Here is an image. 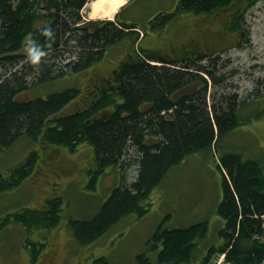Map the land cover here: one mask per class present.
I'll return each instance as SVG.
<instances>
[{
  "label": "trees",
  "instance_id": "obj_1",
  "mask_svg": "<svg viewBox=\"0 0 264 264\" xmlns=\"http://www.w3.org/2000/svg\"><path fill=\"white\" fill-rule=\"evenodd\" d=\"M88 1L0 0V149L11 147L23 135L71 152L86 143L94 152L92 179L122 166L124 158L133 157L132 162L138 165L139 174L131 187L114 188L97 215L72 224L81 244L101 238L130 213L144 215L147 208L141 202L150 191L185 157L217 148L222 137L244 122L242 109L263 95L258 90L263 82L257 80L259 86L251 94L237 96L233 83L237 74L221 72V55L193 45L203 38L181 40L183 46L175 50V59L165 55V45L159 47L162 54L143 47L136 30L139 27L121 17L125 7L140 0H130L115 20L85 22L82 12ZM255 1L178 0L171 16H154L149 27L151 31L164 28L177 13L191 12L203 14L196 20L222 17L224 35L241 38L244 14ZM190 32L196 29L190 27ZM244 36L243 43L250 42L248 30ZM118 53L122 56L115 61L110 76L93 86L92 96L79 110L62 113L80 96L78 87L46 97L18 99L27 89L75 76ZM257 111L256 117L262 118L264 105ZM38 158L33 153L7 178L1 176L0 192L20 186ZM218 167L224 174L218 206L224 220L219 232L221 243L219 248H210L200 264H207L227 248V260L232 264H258L264 258V244L255 238L264 235V167L260 161L244 159L236 152L219 157ZM61 203V198L50 200L34 216L39 219L27 217L30 209L24 213L27 216L19 215V220L16 214L14 217L28 227L56 225ZM5 222H0V227ZM207 232L206 222L185 228L159 226L152 241L158 249L157 263H190L197 240ZM38 252H33V260ZM100 260L107 264L105 258ZM138 260L139 264H152L145 255Z\"/></svg>",
  "mask_w": 264,
  "mask_h": 264
},
{
  "label": "rangeland",
  "instance_id": "obj_2",
  "mask_svg": "<svg viewBox=\"0 0 264 264\" xmlns=\"http://www.w3.org/2000/svg\"><path fill=\"white\" fill-rule=\"evenodd\" d=\"M177 2L134 1L121 17L125 20L130 14L131 21L145 29L147 34L141 42L143 47L162 54L159 47L165 45L164 52L169 51V56L174 57H168L170 59H175V50L183 46L181 40L190 39L191 36L203 38L204 41H193V45L221 55V72L237 74L233 76L237 96L247 97L259 86L257 80H262L263 87H258L263 94L261 98L242 109L244 122L222 137L216 149L213 146L212 150L196 152L175 166L164 181L141 202L147 208L144 215L130 213L124 216L107 229L101 238L87 244L77 240L72 224L91 220L97 215L114 188L132 186L139 174L137 162H132L133 157L124 158L122 166L107 169L92 179L94 152L86 143L71 152L64 147L46 144L41 139L32 140L23 135L11 147L0 149V178H7V174L24 163L31 154L36 153L39 157L33 171L20 186L0 192V222L6 221V225L0 227V264H104L100 260L102 258L106 259L107 264H139L141 255L148 257L152 264H158V249L154 248L152 241L161 225L172 229L203 222L208 224L207 235L197 240V249L191 262L186 264H200L210 248H219V232L224 226V220L218 214L224 183V174L218 167L219 157L224 153L236 152L244 159L260 161L264 167V116L256 117L257 110L264 105V1L247 10L243 17L241 30H248L250 38L246 44L243 43L244 34L241 38L237 34L224 35L222 17L196 20L203 14L191 12H179L165 23L164 28L151 31L149 22L154 16H171L177 9ZM100 3H96V6ZM91 12L89 7L83 10L85 22L101 20L92 19ZM190 27H194L196 32L191 33ZM121 56L122 53L108 56L104 62L80 74L64 77L42 88L27 89L18 99L46 97L52 92L78 87L80 96L62 111L63 114H70L83 108L92 96L93 86L101 85V81L110 76L115 61ZM54 198L62 199L56 225L28 227L24 222L16 221L15 214L19 220L22 218L19 215L27 216L24 213L29 209L32 212L27 217L38 216ZM33 243H37L36 247H31ZM40 243L43 247H39ZM38 249L33 260V252ZM219 256L214 260L215 264Z\"/></svg>",
  "mask_w": 264,
  "mask_h": 264
},
{
  "label": "bare ground",
  "instance_id": "obj_3",
  "mask_svg": "<svg viewBox=\"0 0 264 264\" xmlns=\"http://www.w3.org/2000/svg\"><path fill=\"white\" fill-rule=\"evenodd\" d=\"M98 2H101V3L96 6V3H98ZM105 2H106V4H105ZM126 2H127V0H89L88 3L85 5L84 9H86L87 7L91 8V11L92 12L90 13V17L92 19L99 18L101 20H103V19L115 20L117 14L122 10V8H124L126 6V4H128L129 1L127 3ZM130 20L131 19H125L124 21L130 22ZM139 28H136V30L140 33V39H143L144 40V38L146 37V35H145L144 32H146V31H144L145 29H142V28L139 29ZM155 63H157V62H154V64ZM157 64H159V63H157ZM164 113L165 112L163 111L162 114H164ZM214 149H216V148H214ZM262 220H263V223L262 224H263V229H264V216H262ZM255 238L256 239H259L264 244V235L261 236V237L255 236ZM228 250H229V248H227L224 252L216 253L215 255H213V257L209 260V262L207 264H214V260L216 258H218L217 257L218 255H221V256H219V258L224 261L223 263H219V264H232V262H229L227 260V252H228ZM258 264H264V258Z\"/></svg>",
  "mask_w": 264,
  "mask_h": 264
},
{
  "label": "flooded vegetation",
  "instance_id": "obj_4",
  "mask_svg": "<svg viewBox=\"0 0 264 264\" xmlns=\"http://www.w3.org/2000/svg\"><path fill=\"white\" fill-rule=\"evenodd\" d=\"M264 0H257V1H255V3L253 4L254 6L253 7H255L259 2H263ZM252 8V7H251ZM249 10V9H248ZM246 14V13H245ZM244 14V15H245ZM241 32H242V34H244V32H246V30H241ZM167 52H169V51H167ZM167 52H165V54L168 56V57H171V56H169V54L171 53V52H169V53H167ZM173 56V55H172ZM178 55H176L175 57H177ZM171 58H174V57H171ZM93 94V93H92ZM85 105V104H84Z\"/></svg>",
  "mask_w": 264,
  "mask_h": 264
},
{
  "label": "crops",
  "instance_id": "obj_5",
  "mask_svg": "<svg viewBox=\"0 0 264 264\" xmlns=\"http://www.w3.org/2000/svg\"><path fill=\"white\" fill-rule=\"evenodd\" d=\"M127 7H125L124 8V10H123V12H122V14L125 12V9H126ZM131 18V15L129 14L128 16H126V18L125 19H130Z\"/></svg>",
  "mask_w": 264,
  "mask_h": 264
},
{
  "label": "built area",
  "instance_id": "obj_6",
  "mask_svg": "<svg viewBox=\"0 0 264 264\" xmlns=\"http://www.w3.org/2000/svg\"><path fill=\"white\" fill-rule=\"evenodd\" d=\"M222 261H223V260L219 259V261H218V263H217V264H219V263H222ZM214 264H215V263H214Z\"/></svg>",
  "mask_w": 264,
  "mask_h": 264
}]
</instances>
